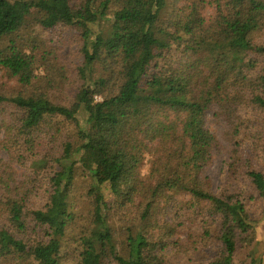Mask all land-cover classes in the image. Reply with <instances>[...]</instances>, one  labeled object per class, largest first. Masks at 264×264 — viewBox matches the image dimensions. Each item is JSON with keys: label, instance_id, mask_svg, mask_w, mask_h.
Returning <instances> with one entry per match:
<instances>
[{"label": "trees", "instance_id": "obj_1", "mask_svg": "<svg viewBox=\"0 0 264 264\" xmlns=\"http://www.w3.org/2000/svg\"><path fill=\"white\" fill-rule=\"evenodd\" d=\"M57 26L79 37L73 76L59 72L55 49L37 33ZM261 30L264 0H0V73L20 87L0 94L17 132L0 150L32 170L16 182L12 165L0 168V264L65 263L79 176L89 181V208L76 264H165L177 229L200 218L209 236L208 217L219 221L215 264H233L254 221L241 195L208 189L203 173L217 142L206 114L226 120L232 152L243 139L264 143V43L251 38ZM57 119L73 127V139L60 135ZM44 124L57 150L50 158L35 151ZM248 160L241 169L251 198L263 200L264 172ZM129 208L140 225L125 228L121 252L110 219L113 211L128 218Z\"/></svg>", "mask_w": 264, "mask_h": 264}, {"label": "rangeland", "instance_id": "obj_2", "mask_svg": "<svg viewBox=\"0 0 264 264\" xmlns=\"http://www.w3.org/2000/svg\"><path fill=\"white\" fill-rule=\"evenodd\" d=\"M212 8V6L207 5L204 13L211 15ZM37 33L47 42L48 46L55 49L58 60H56V66L59 67V72L73 76L74 72L72 71L71 65H77L80 60L78 54L79 37L77 32L71 28L57 26L52 30H42L37 31ZM251 38L254 43H264V31L253 32ZM96 74H99V67H96ZM19 90L20 87L14 80L0 73V94L11 96ZM55 99L58 102H64L63 97L61 99ZM3 109L4 112H0V123L4 122L0 126V142L4 139L5 141L7 140L8 131L10 132L9 127L14 122L12 110L7 106H4ZM55 123L61 125L60 135L62 137H71L73 139V127L68 123H61L59 119ZM206 126L214 135L217 142L212 153L211 161L203 173L208 180L209 191L217 195L223 193H237L241 195L243 201L246 203V207L251 211L254 221L252 242L237 248L233 256V264H264V199L258 200L251 198L253 190L245 177V172L241 169V166H244L249 161L248 159H252L253 168L260 169L264 172V157L261 154L264 143L258 142L257 144H253L254 146L257 145L256 148H251L250 142L247 139H243L239 147L232 152V145L228 143L230 137L228 135L226 120L208 112L206 114ZM16 133V131L10 132L12 135ZM35 136L40 138V144L35 147L38 157H53L57 150L49 143L51 142L52 131H50L48 124L42 125ZM31 159L34 158L31 157ZM3 164L12 165V169L15 171L16 182L26 180V177L32 171L29 168V160L9 164L7 152L0 150V168H2ZM148 167L149 163L146 158L141 169L142 175H147ZM236 167L238 168L235 171L236 175L230 173ZM88 183L87 178L79 176L70 193L69 211L74 215L75 223L70 224V228L67 229L66 235L62 240V251L67 254L66 261L63 264H76V256L81 250L79 236H81V233L85 229H88L87 223L85 222L89 208V200L86 196ZM106 198L111 200L108 192H106ZM35 200L34 204L36 203L37 205L42 202V198L39 197ZM177 201L185 208L191 206V199L187 195H180ZM129 212H131V215L128 218L125 215L120 220L117 213L113 211V216L110 219L114 239L118 242V248L121 252L125 228L131 227L135 230L140 225L135 219V217L137 218L135 210L131 209ZM167 212L168 214H162V220L170 222L171 212H174L173 207H169ZM198 221H200V218H197L196 222L191 224L185 221L183 226L177 229L175 234L169 238L166 248L167 260L165 264H215L220 255V244L217 239L219 221L217 219L213 220L211 217L206 218L207 223H205V227L209 230V236L203 235L204 229H201V223Z\"/></svg>", "mask_w": 264, "mask_h": 264}]
</instances>
